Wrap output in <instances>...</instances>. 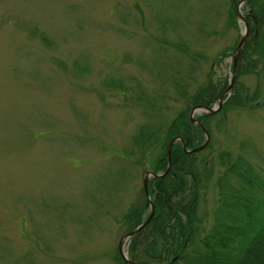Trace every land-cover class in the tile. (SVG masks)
<instances>
[{
    "label": "rangeland",
    "instance_id": "374dc122",
    "mask_svg": "<svg viewBox=\"0 0 264 264\" xmlns=\"http://www.w3.org/2000/svg\"><path fill=\"white\" fill-rule=\"evenodd\" d=\"M232 2L0 0V264H122L124 213L147 199L172 120L210 75L232 80L245 28ZM208 122L215 173L198 214L209 230L228 165L244 158L264 180V107ZM143 132L154 136L140 144Z\"/></svg>",
    "mask_w": 264,
    "mask_h": 264
},
{
    "label": "trees",
    "instance_id": "16d2710c",
    "mask_svg": "<svg viewBox=\"0 0 264 264\" xmlns=\"http://www.w3.org/2000/svg\"><path fill=\"white\" fill-rule=\"evenodd\" d=\"M246 2L250 8L247 15L249 36L238 58L236 76L253 73L261 82L251 92L246 84L237 80L232 96L220 111L224 114L232 106L264 107V0ZM238 3L239 0L232 2L235 16ZM228 85V80H214L210 75L209 80L192 95L191 105H214ZM190 112L191 108L182 109L172 120L154 163V172L166 171L168 147L176 136H182L189 149L198 148L204 142V132L191 121ZM214 115L198 116L209 132L208 118ZM153 136L152 132H143L137 140L144 144ZM211 146L212 142L205 149L185 152L183 142L175 141L169 171L163 177L149 181L155 213L131 239L128 249L132 260L140 264H264V180L244 158L228 165L221 177L220 204L209 230L198 214L201 192L215 173V161H210L204 154ZM141 151L144 153L143 149ZM225 156L228 158L223 159L220 154L222 162L228 164L230 155L227 152ZM232 174L239 185L229 181ZM255 186H259L262 196ZM148 209L149 213L144 216ZM149 214L150 206L145 198L143 203L124 213L125 218H130L128 226L121 220L119 222L123 227L127 226L129 232ZM115 257L126 264L119 249Z\"/></svg>",
    "mask_w": 264,
    "mask_h": 264
},
{
    "label": "water",
    "instance_id": "95a60500",
    "mask_svg": "<svg viewBox=\"0 0 264 264\" xmlns=\"http://www.w3.org/2000/svg\"><path fill=\"white\" fill-rule=\"evenodd\" d=\"M246 23V22H245ZM247 28H248V25H247ZM247 33H248V30L246 31V33L243 35V37H242V39H241V41L239 42V44H238V46H237V49H236V51L234 52V60H235V63L233 64L234 65V71H233V81L235 80V76L234 75H236V71H235V69H236V64H237V59H238V54L240 53V51H241V49H242V46H243V43H245L246 42V40H247ZM232 87V85H230L229 87H228V89L227 90H229L230 88ZM227 92V91H226ZM225 94V93H224ZM224 94H222L221 95V97H220V107H221V105H222V101H223V96H224ZM199 108H206V109H209V111H211L212 113H214V112H216L220 107H217L216 109L215 108H211V107H204L203 105H199L198 106ZM202 126H203V124L201 123V122H199ZM207 133V132H206ZM207 135H208V138H209V134L207 133ZM204 147V145H202L200 148H203ZM171 148H172V144L170 145V147H169V166H170V162H171ZM151 173L150 172H148L147 173V175H146V177H145V181H144V185H145V189H146V192H147V194H149V189H148V177H149V175H150ZM156 176H159L158 174H156ZM148 202L151 204L150 206L152 207V212H151V215L149 216V218L142 224V225H140L139 227H137L136 229H134L133 231H131L130 233H128L125 237H129V236H132V235H134V234H136L139 230H141L146 224H148L149 223V221L151 220V218H152V216H153V214H154V211H155V207L153 206L154 204H153V202L151 201V198L150 197H148ZM120 251H121V254H122V256L125 258V260H126V262L128 263V264H139L138 262H136V261H132V260H130V259H128L129 257L127 256V253L124 251V248H123V243L121 244V246H120Z\"/></svg>",
    "mask_w": 264,
    "mask_h": 264
}]
</instances>
